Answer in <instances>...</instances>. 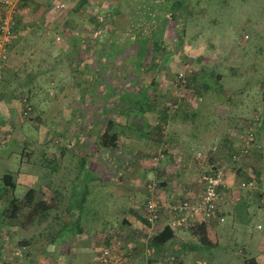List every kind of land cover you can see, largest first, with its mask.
<instances>
[{
    "label": "rangeland",
    "instance_id": "374dc122",
    "mask_svg": "<svg viewBox=\"0 0 264 264\" xmlns=\"http://www.w3.org/2000/svg\"><path fill=\"white\" fill-rule=\"evenodd\" d=\"M18 1H0V16L11 6L12 12H9L14 20L12 36L2 51L5 58L0 65V95L7 99L3 102L0 99V109H4L0 113V140L4 139L0 142V177L6 171L11 172L16 184L11 189L0 178V245L12 256V264L21 258L13 255V249H21L20 244L26 238L17 226L7 222L11 198L37 183L38 175L33 174L46 161L42 153L56 160L62 146L65 149L61 150L55 167L61 169L57 179L61 177L68 186L73 178L75 195L80 197L73 203L82 212L83 226L93 230L111 227V231L122 223V218L126 220L123 216L130 215V207L131 213L135 209L140 216L147 195L167 199L187 187L183 188L185 181L174 175L182 160H176L173 166L164 155L166 141L172 148L178 146L176 143L188 147L184 153L192 168L196 165L193 160L196 150L201 149L207 155L212 151L216 154L212 163L218 167L229 166V172L237 179L231 184L230 196L222 202L225 209L236 213H233L234 220L225 213L222 221L215 222L214 227L224 229L215 235L216 245L206 246L213 257L206 256L202 264H229V255H241L232 244L246 242L245 252L247 246H254L258 239L255 236L264 231V219L256 228L254 214L256 191L264 193L261 182L264 138L255 134L253 144L246 151L237 150L239 131L230 134L235 136L230 147L220 142L231 122L227 120L226 109H214L213 103L222 87L230 91L241 88L238 97H252L257 80L264 79V0H112L111 5L82 8L62 5L59 1L54 4L50 1V5H15ZM173 5L177 7L175 10L170 8ZM25 19L29 23L22 26ZM78 51L87 57L83 63L76 56ZM84 64L89 69L87 80ZM209 70L216 73L222 86L212 81V88L218 89L216 94L201 84L200 73L208 74ZM150 93L155 100L151 113L146 115L147 125L155 123L154 116L158 117L157 110L162 105L163 110L167 108L168 121L162 125L163 133L167 134L162 138L164 145L147 138V150L156 149L158 154L156 160L143 157L149 168L145 173L128 166L144 165L143 158L138 157L143 160L138 161L130 155L125 163H119L121 152L128 154L135 149L138 131L134 130L133 123L130 126V121L126 125L113 121L112 113L139 112L141 105L133 101L143 100L147 106L146 100L152 98ZM20 97H28L31 106L25 114L21 112ZM240 107L244 111L246 102ZM182 111L190 113L189 116H183ZM259 112L264 116V102L259 105ZM181 115L185 118L181 119ZM108 117L110 121L106 120ZM135 122L136 126L143 127L142 123ZM258 125L264 128V121ZM182 134L188 136L182 139ZM53 138L57 140L53 142ZM211 138H215L213 145L208 143ZM207 145L215 147L207 149ZM160 162L161 171H155ZM200 163L199 170L187 175L192 184L208 166L206 161ZM107 164L109 171L100 175L99 166ZM248 167L253 173L252 186L237 187L238 181L247 180ZM165 171L170 176H166L168 180L172 179L167 183L169 186L162 183L159 190H142L149 181H163ZM171 181L180 182L171 184ZM170 185L174 187L171 189ZM242 199L248 202L247 208ZM134 226L147 240L163 224L137 219ZM173 229L177 240L172 245L169 240L166 250L171 256L162 255L156 258L155 264H176L173 256L180 254L181 240L204 243L207 239L205 231L198 236L195 232L191 234V229ZM139 251L133 256L134 264H140ZM3 253H0V264H10ZM93 255L96 258L97 253ZM198 260L193 263L198 264Z\"/></svg>",
    "mask_w": 264,
    "mask_h": 264
},
{
    "label": "trees",
    "instance_id": "16d2710c",
    "mask_svg": "<svg viewBox=\"0 0 264 264\" xmlns=\"http://www.w3.org/2000/svg\"><path fill=\"white\" fill-rule=\"evenodd\" d=\"M170 8L172 9H176V5L171 6ZM1 68V67H0ZM254 72V71H253ZM201 75V84L203 86L204 89H211L212 91H214V93L216 94V92H218L215 87L214 89L212 88V81L215 80L220 87L221 83L219 81V79L216 76V73H214L212 70H209V73L207 74L206 72L204 73H200ZM217 78V79H216ZM257 84L255 85V87H253L254 90V94L252 97H247L245 95H242L240 97H238L240 95V91L241 88L238 90H227L226 87H222L221 88V92L220 95H218L217 97H215L214 99V103L216 104L215 106H213L214 109H226L227 112V120H229L231 123L228 125L227 127V131L223 134L222 140L226 139V140H233L234 139V135H230L231 133H237V136L239 137V141L237 142L238 145V149L237 150H246L248 147H250L253 144V140L255 137V131L256 128L254 127H258L259 123L261 121H264V116H262V114L259 112V105H262V103L264 102V79H259L256 82ZM151 82L149 81L148 86L150 87ZM150 90V89H149ZM151 101L150 100H146L147 106L145 104L144 106V102L143 100L141 101H136L134 100V103L140 104L141 107L139 109V112H135L134 114L129 113L128 111H126V115H131L134 117H137V115H141L142 113L145 112H149L151 113V108L153 106L152 102H154L155 97H153V94H151ZM238 97V98H237ZM28 97H20L19 98V102H20V106H21V112H22V107L24 104V100L28 101L27 99ZM125 98V97H123ZM237 98V99H236ZM0 99L3 102V95H0ZM247 104V108L242 111L240 105L245 103ZM30 104V103H29ZM250 105V106H249ZM168 107H170L169 105H167ZM169 109V108H168ZM237 109V110H236ZM251 109V110H250ZM250 110V112L248 111ZM167 108L165 107V110H163V105L159 108V110H157V114H158V118L157 121L155 123H152L150 126L147 125V121L146 118H143L142 120H144V124L142 123L141 125L143 126L142 128H138L136 127V123H134V130L138 131L136 133H139V135H143V132L145 133L144 135H148L149 137H153L154 139H159L162 140V138H164V133L162 130V124H164L167 120ZM248 111V112H247ZM20 113V112H19ZM123 113V112H122ZM192 113V112H191ZM263 113V112H262ZM183 116H189L190 113L186 112V111H182ZM181 115V119L185 118ZM141 118V117H139ZM126 121L123 125H126ZM131 126V123H129ZM147 127V128H146ZM145 129V130H144ZM251 130L252 131V138L250 139V145L245 148L244 144H243V138L246 135V132ZM234 136V137H233ZM7 139V138H6ZM215 138H211L210 140H208V143H212L215 142L214 140ZM219 139H220V135H219ZM4 142V139H2ZM57 138H53L52 141H56ZM218 140V139H217ZM166 146V145H165ZM211 145H208V147ZM62 149V148H61ZM167 149L168 146L163 148V152L164 155L166 156V158H168L171 163V165H173L172 163L177 164L176 160L181 159L182 161H184V154L181 155L179 157V154H176V152L174 153V151H168ZM209 149H212V147H209ZM61 151V150H60ZM203 151V150H202ZM168 152V153H167ZM122 154H119V163H125L126 162V158H128V156L137 159V157L139 158H145V156L147 157H152V156H156L158 153L155 151V149H148L146 151H144L143 153H136L134 151H129L128 154L121 152ZM43 155H41L42 159H45V163L41 164L37 169L38 172L37 174H33V175H38L37 178L38 180L36 184H33L31 186H27V188L23 191V193L20 196H15L12 197L11 199L13 201L11 208L8 210V215L9 217L6 218L7 222L9 225H15L18 227L19 230L21 229H28L31 224L35 221V220H40L43 222H50L51 224L49 225H56V226H68V227H73L75 229V231H80V227L83 226V223L81 222V218L80 215H82L81 210L76 207L74 205L73 202H77L80 200V197H76L75 195V189H74V183H73V178H70V185H64V183L62 182L61 177H59L58 179H56V182L54 181V179L52 177H50V170L47 169V165L52 163V159L50 156L44 155V153H42ZM163 155V153H162ZM186 157V161L188 160L187 155ZM212 156L211 153L210 154H204V156H202L200 159H193L196 163V165L194 166L196 170H199L200 167H197V165H201L200 162H204L206 161L207 163L212 162ZM185 161V162H186ZM174 164V165H175ZM173 165V166H174ZM192 169V168H191ZM192 172V171H191ZM247 179L252 180V171L251 168L248 167L247 170ZM259 175H261L260 172H258V178ZM50 177V178H49ZM77 176H75L76 179ZM1 181L3 182V184L6 187H9L11 189H13V187H15V182L13 181L12 178V174L11 172H4L1 175ZM200 182V181H199ZM163 183V181H157L155 184V188L156 190H159V186H161V184ZM257 195L261 197L260 191H256ZM258 196H256V200L258 202ZM144 201V200H143ZM130 212L132 211L131 207L129 208ZM134 216L137 217V219H139L141 222L145 221L143 214L141 213V215H137L134 214ZM122 222V221H121ZM54 223V224H53ZM213 223V222H211ZM208 224H210V222H208ZM45 225V224H44ZM119 225V226H118ZM116 226V230L111 231V227L107 230H102L99 231L98 234V238H99V242L98 245H100V247L94 250V253L98 254L99 253V249L102 247H112L114 245V243L116 241H118L119 244V251L122 255V257H126V259L130 262V264H134L132 262L133 259V254L130 251V239H129V235L133 236L134 239L136 240H141L142 242H144V246L146 247V254H147V259H151L153 261H156V258L161 257L162 255H166L168 254V257L171 256L170 253H168L169 251L167 250L168 245H170L171 243H173L175 240L174 239V229L167 223L163 224L162 228L158 231H156L155 233H153L147 240L143 239V236L139 233V229H137L138 227H134V226H130L125 223H119ZM122 227V228H120ZM22 231V230H21ZM25 231V230H24ZM124 231V233H123ZM41 235H44V233H41ZM171 241L170 244L167 243L168 241ZM182 243H187L185 241H182ZM97 244V242H96ZM22 246L21 249H24V243L20 244ZM163 245V246H162ZM172 245V244H171ZM175 245V243L173 244ZM163 247L162 249H159V247ZM165 248V249H164ZM162 250V251H161ZM164 252H166L165 254H163ZM21 254L23 255L22 251ZM95 260L97 262H99V264H109V263H102L99 260H97L95 258ZM141 263V262H140ZM245 264H257L253 258L249 257L245 259Z\"/></svg>",
    "mask_w": 264,
    "mask_h": 264
},
{
    "label": "crops",
    "instance_id": "0c3cea01",
    "mask_svg": "<svg viewBox=\"0 0 264 264\" xmlns=\"http://www.w3.org/2000/svg\"><path fill=\"white\" fill-rule=\"evenodd\" d=\"M50 1L53 4L55 2H57V1H59V3L62 4V5L64 3L66 5L67 4H69V5H79V8H82V6L84 7V5H97V4H99V5H111L113 3L112 0H67V3H66V0H20V1H18V4L15 3V5H20V3L22 5H50ZM98 1H99V3H98ZM13 5H14V3H13ZM3 10H5V9H2V11ZM13 22H14V20H13ZM28 23H29V20L25 19V21L22 23V26H26V25H28ZM76 56L79 58V61H81V62L82 61L84 62L87 59V57L85 59V57L79 51H78V55H76ZM84 69H85L84 70L85 71L84 79L87 80V78H86L87 77V73H89L87 71L89 69H88L86 64H84ZM88 83H91V82H88ZM3 101H7V99L5 100V98H3ZM152 104H154V102H152ZM1 109H0V113L4 112V109L3 108H1ZM5 113H7V116L9 115V112H5ZM147 114H148V111L145 112V113H142L141 115H137V117H134V116H131V115H124L123 113L118 112L117 114H113L112 113V116H113V121H116V122H119V123H125V121L126 122L130 121V123L134 124V123H136L135 120H137V122H140V123L144 124V120H142V119L146 118ZM139 117H141V118H139ZM154 117L156 118V121H157L158 117H156V116H154ZM1 119L2 118H0V120ZM109 119L110 118L108 117L106 120L110 121ZM166 121H168V120H166ZM136 127H138V126H136ZM138 128H142V127H138ZM254 128H256V130H254L255 134L261 139L264 138V128L260 127V126L254 127ZM136 134H137V138H136V142L134 144L135 145V149L132 150V151H134L136 153H143L144 151L147 150V148H148L147 146L148 145L146 144V142H148V139H151V140H153L155 142L159 141L160 145H161V143H163V145H164L165 139L159 140V139H154L153 137H149L148 135H144V134L143 135L142 134L139 135V133H136ZM166 135L167 134L165 132L164 133V137H166ZM186 136H188V135L182 134V139H184V137H186ZM220 142L226 143L228 147H230L229 145H231V143H232V141L230 139L229 140H226V139L224 140L223 139ZM166 144H167V141H166ZM211 144L213 145L215 143H211ZM176 145H178V146H174L173 148H172V146L169 147L168 144L166 146H168L170 151H174V153L176 152V154H179L178 156H180V154L181 155L184 154L183 155L184 156L183 157L184 161H181L182 162L181 166H179L177 168L176 172L174 171L175 172L174 175H178V177L180 179H182V181H185L182 184L183 188H184V186H187L184 189L181 188V193L180 194L177 195V193H176V195H174L176 197H179V196H181V194H183L186 191L194 192V191L197 190V188L200 186V182H199V175L200 174L197 177L196 183L192 184V181H191L192 179L188 178L187 175H189L191 173V171H193V170L195 171L196 169H195V167H193V168L189 167V165H188V163L186 161V157L185 156L187 155V153H184V152H185V150L187 151L186 148H188V147L186 145L185 146L179 145V143H176ZM211 146H209V147H211ZM209 147H207V149H209ZM218 147H222V146L219 144ZM61 148L65 149V146L60 147V149L58 151L59 154L57 156V159L56 160H52V163L49 164V166L52 165V168L49 167V170L51 171L50 172V177H52L55 182H56L58 173L61 171V169L55 168L57 166V163H58L59 158L61 156V151H60V150H62ZM218 149H220V148H218ZM246 150H242V151H246ZM80 151L83 153L82 149ZM80 151H78V152H80ZM49 153H50V151L48 152V154ZM118 153H120V152H118ZM210 153H211V156L213 158L216 157V156H214L216 154H213L212 151L209 152V154ZM232 157H234V156L232 155ZM181 158H182V156H181ZM137 160L138 161H143L144 158H143V160H140L137 157ZM190 160H192V157L190 158ZM117 162H118V160H117ZM215 162L218 164L219 161H217L215 159ZM145 163H146V160H144V163H143L144 165L138 164V163H132V167L130 165H128V166L133 171H137V170L140 169V170H142L143 172L146 173V171H148L149 168H147L145 166ZM161 165H162V162H160V164L155 168V171L158 170V169L160 170V168H162ZM219 166H220L219 168L222 171L223 180H224V184H225L224 187L220 188L219 209H220L222 214L226 213V215L228 217H230L231 220H234L235 217L233 216L234 215L233 213H236V210L234 212H232V211H229V210L225 209V207L222 204V202H223L224 198H227V197L230 196L229 193L233 189V186H231V184L233 182H236L237 179H235L233 177L234 173L232 174L231 172H229V170H230L229 166L226 167L223 164H221ZM100 167H101V170H100ZM138 167H140V168H138ZM165 167H166V164H165ZM102 168H104L103 171H102ZM109 168H110V166H108V164L105 167L100 165L99 169H98L99 171H101L100 175L106 174L109 171ZM235 168H237V167H235ZM165 172L163 174V177H164L163 178V184L165 186L166 185L169 186L167 183H169L170 180H172V179L168 180V178H170V176H169V174H167L168 172H166V173ZM246 173H247V170H246ZM193 179L196 180L195 178H193ZM261 179H262L261 182L264 183V179L262 177H261ZM36 180H38L37 177H36ZM179 182L180 181H173L171 184H176V183H179ZM238 182L236 183L237 187H239L238 186ZM170 186H172L171 189L174 187L173 185H170ZM142 190L143 191L145 190L144 186H143ZM144 195H145V193H144ZM259 196H258V200L259 201L256 203L257 207H255V209H254L255 210L254 211L255 218L257 220L256 224H259L260 223L259 221L261 219H264V193L262 192L261 197H259ZM235 198L239 199L238 195H235ZM241 202H244V205H245L246 208L248 207V202L247 201L242 199ZM134 211L136 212L135 209H134ZM260 211H261V213H260ZM135 212H133V213L137 214ZM141 212H143V211L140 210V215H141ZM133 213L130 212L129 216H123V217L126 218V220L125 219L123 220V218H122V220H121L122 223H125V224L128 223V225H130V226L131 225L132 226L137 225V217L134 216ZM258 213L260 215H257ZM49 224H51L49 221L46 223V222H43V221H40V220L39 221L35 220L27 230L24 229L25 230L24 231L23 229H21L22 233L25 234V238H26L25 242H23L25 244L24 245L25 248L22 249L23 255L21 254V258L18 259L13 264H99V262H97L95 260V256L93 254H94V250L97 248L96 246L98 245V240H99L98 234H99V231H101V229L100 230H93V229H90V228H86V226H82V227H80V231H75V229L73 227H68V226H63L62 227V226H56V225L50 226ZM256 224H255L256 228H259V227H257ZM213 225H216V223H214V222L211 223L210 222V224H208V222H205V223L198 222V223H196V224H194V225H192L191 227L188 228V229H191V231H189V232H191V234L193 232H195V233H197L198 236H199L201 231H205L207 239H206V241L204 243L202 241H201V243H199V242L198 243L197 242H188V241H186L187 243H182L181 244L180 254L176 256L175 253H174L175 256H173L175 258V263L176 264H195V263H193V261L196 260V258L197 259L199 258L198 264H202V263H204V261L206 259V256H209L210 258L213 257V253L210 252L206 248V246L212 248L214 245H216V242L214 241V239H216L215 235L220 233L221 230L224 229L223 227H221V229L220 228H216ZM196 226H198V227H196ZM120 228H122V227H120ZM41 233H44V235H41ZM46 233H48V234L46 235ZM257 234H256L257 236L254 235L255 237H258V239H255L256 242L254 241V246H251V247L247 246L246 252L244 251V247H246L245 246L246 242L241 243L239 245L236 244L235 246L232 244V248L234 250H236V252H240L241 255L238 256L237 254H233V253H232L233 257L231 255H229V257L231 259L230 260L231 264H239V263L240 264H245V259L249 258V257L253 258V260L257 264H264V231H261V233L259 232ZM210 235H212L213 238L210 237ZM45 236H47V239H45ZM250 237H251V235L247 239H250ZM129 239H130L129 240L130 241L129 242L130 243L129 248H130V251L132 252L133 256L136 254L135 253L136 251L140 250L139 251L140 255H141V257H140V262L141 263L140 264H155V263H158V261H153L151 259H147L148 257H147L146 251H145L146 247L144 246V242H142L141 240L134 239L133 236H131V235H129ZM209 239H211V242L207 241ZM242 239L244 241H246L245 237L242 238ZM253 239L254 238L252 237V240ZM39 240H42V241L41 242H37ZM44 240H46V241L43 242ZM96 242H97V244H96ZM252 243H253V241H251V244ZM225 244H227V243H225ZM162 248L163 247H161V246L159 247V249H162ZM248 248H249V250H248ZM225 249L227 250L226 246H225ZM3 251H4L3 258L4 259H8L9 263L12 264V260H13L12 256L8 255L5 252L6 251L5 246H1L0 245V253H2ZM176 252H178V251H176ZM194 257H195V259H194ZM238 258H240V259L236 260Z\"/></svg>",
    "mask_w": 264,
    "mask_h": 264
},
{
    "label": "built area",
    "instance_id": "2783aa9c",
    "mask_svg": "<svg viewBox=\"0 0 264 264\" xmlns=\"http://www.w3.org/2000/svg\"><path fill=\"white\" fill-rule=\"evenodd\" d=\"M7 2V0H0ZM5 11V10H4ZM12 7L9 6L7 13L0 16V65L4 60L6 42L12 36L13 21L10 12ZM22 113H27L31 109L30 104L24 100ZM252 138V131L246 132L243 138L244 147L247 148ZM3 140H0L2 142ZM214 148V146H212ZM205 152L201 149L194 153L195 159H200ZM156 160L157 156H152ZM207 167L201 170L199 175L200 186L196 191H187L181 196L162 199L158 195H147L143 208L144 220L148 223L159 221L162 224H169L172 228L180 227L188 229L198 222H218L223 220V214L219 209L220 188L224 187L223 174L221 169L212 162L207 163ZM156 181L152 180L146 183L145 189L152 192L155 189ZM252 180L241 179L238 186L241 188L251 187ZM147 194V193H146ZM168 197V196H167ZM259 226V224H257ZM118 241L110 247H102L96 259L102 263L109 264H130L126 257H122L119 251ZM22 249H13V255L21 256Z\"/></svg>",
    "mask_w": 264,
    "mask_h": 264
}]
</instances>
